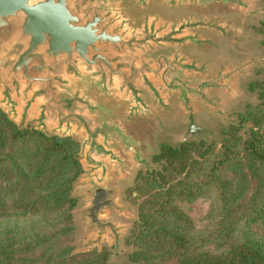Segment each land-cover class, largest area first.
<instances>
[{
	"label": "water",
	"instance_id": "95a60500",
	"mask_svg": "<svg viewBox=\"0 0 264 264\" xmlns=\"http://www.w3.org/2000/svg\"><path fill=\"white\" fill-rule=\"evenodd\" d=\"M215 4L248 9L243 0H0V108L21 129L79 144L71 194L86 202L73 212L84 211L85 246L108 243L107 263L122 245L109 218L120 206L116 181L133 164L158 167L144 142L180 118L182 141L211 134L199 116H222L233 78L263 64L209 72L199 50L215 48L210 33L228 34L196 12Z\"/></svg>",
	"mask_w": 264,
	"mask_h": 264
},
{
	"label": "trees",
	"instance_id": "16d2710c",
	"mask_svg": "<svg viewBox=\"0 0 264 264\" xmlns=\"http://www.w3.org/2000/svg\"><path fill=\"white\" fill-rule=\"evenodd\" d=\"M260 87L263 102L239 113L253 123L247 139L231 127L220 147L194 138L159 141L151 154L157 169L136 172L125 189L137 206L123 238L131 263L264 264V83ZM78 151L68 135L21 129L0 108V264H106L105 247L71 254ZM200 196L212 200L205 229L182 207Z\"/></svg>",
	"mask_w": 264,
	"mask_h": 264
},
{
	"label": "rangeland",
	"instance_id": "374dc122",
	"mask_svg": "<svg viewBox=\"0 0 264 264\" xmlns=\"http://www.w3.org/2000/svg\"><path fill=\"white\" fill-rule=\"evenodd\" d=\"M243 1L248 6V9L237 5L222 9L215 4L211 6L210 10H198L196 12L197 16L219 20V25L228 34V39H224L221 35L210 33L208 36L213 39L215 48L207 46L208 48L205 47L201 51L199 50L202 57L211 62V65H209L210 73L221 67L231 69L241 62H247L255 58L263 59L262 65L256 62L243 69L231 81L230 92L222 93V101L219 104L220 109L224 112L222 116L216 113L199 116V124L211 131V134L200 139L206 144L215 142L217 147H220V140L226 134H231L234 131L231 127H236L237 135L242 137V141L247 139L253 123L244 121L239 116V113L244 115L248 106H258L263 102L260 86L264 83V45L261 41L263 39L261 31L264 29V0ZM166 127V129L156 127L153 132V139H151L152 144L144 142L146 143L145 150L148 155H151L158 148L159 141L166 140L174 144L182 142L181 139H183V133L186 130V124L182 118L177 121V124L168 122ZM223 130H225V133ZM140 169L144 170L142 166L133 164L130 167V175L127 178H118L116 181V185L119 187L118 201L120 206L119 210L114 211L109 218L114 219L119 225L122 245L120 244L121 250L117 251L116 255L111 256L106 264H133L128 259L131 246L125 245L123 238L129 234L133 227L137 206L127 196L125 189L130 186L136 172ZM224 176H231V172L224 171ZM77 199L76 207L85 205L84 195L78 194ZM76 207L73 208L71 213L72 224L74 225V235L69 242L73 246L71 254L80 257L93 249L100 251L103 247L110 252L111 248L107 246L108 243L105 239L101 242L103 246H85L87 244L83 241L84 233L88 231L86 230L85 222L80 218L84 211L83 209H78L73 212ZM182 207L189 217H193L197 229L207 228L211 220L209 216L212 207L210 196H200L196 199H191L182 203Z\"/></svg>",
	"mask_w": 264,
	"mask_h": 264
}]
</instances>
